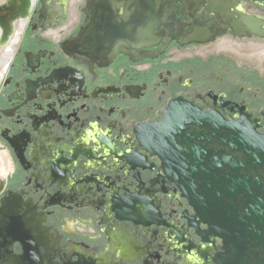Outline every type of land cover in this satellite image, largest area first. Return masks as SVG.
I'll list each match as a JSON object with an SVG mask.
<instances>
[{"label":"flooded vegetation","instance_id":"af4514ba","mask_svg":"<svg viewBox=\"0 0 264 264\" xmlns=\"http://www.w3.org/2000/svg\"><path fill=\"white\" fill-rule=\"evenodd\" d=\"M172 103L264 133V4L0 0V264H217L145 148Z\"/></svg>","mask_w":264,"mask_h":264},{"label":"water","instance_id":"95a60500","mask_svg":"<svg viewBox=\"0 0 264 264\" xmlns=\"http://www.w3.org/2000/svg\"><path fill=\"white\" fill-rule=\"evenodd\" d=\"M145 148L162 157L167 177L222 239L217 264H264L263 132L249 120L172 103L148 129Z\"/></svg>","mask_w":264,"mask_h":264}]
</instances>
